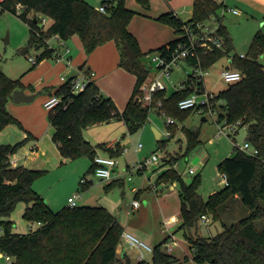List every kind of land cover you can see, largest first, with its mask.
Here are the masks:
<instances>
[{
  "label": "trees",
  "instance_id": "obj_1",
  "mask_svg": "<svg viewBox=\"0 0 264 264\" xmlns=\"http://www.w3.org/2000/svg\"><path fill=\"white\" fill-rule=\"evenodd\" d=\"M138 1L150 7L149 0ZM19 4L22 5L19 15L30 26L31 40L37 46L44 47L39 61L52 54L53 49L48 42L50 37L59 34L62 39H68L78 33L87 52L108 40H115L120 49L119 64L137 76L132 95L122 111L110 96L101 91L94 79L88 82L84 90L72 94V100L66 107L59 104L49 111L55 127L53 140L62 157L72 159L87 155L92 159L90 170L94 172V158L99 148L117 157L123 153V146L120 142L113 147L106 142L93 143L85 136V129L89 125L118 118L123 119L133 133L143 127L150 114L151 103L142 96L144 83L150 81L153 75L143 60L145 52L138 37L128 27L134 11L127 6L126 0L111 1L106 11L98 10L88 0H2L0 13L4 10L18 12ZM222 5L220 0H194L191 18L182 20L173 12H164L158 18L171 23L179 33L186 21H206L212 16L219 17ZM29 13L33 16L29 17ZM41 15L53 18L52 23L44 29L40 26ZM219 31L226 38L225 47L200 52L203 65L210 67L228 54L231 60L227 66L240 69L243 76L229 82L217 93L216 100L222 101L215 107L219 119H226V124H246L247 139L259 151L250 154L235 145L231 155L219 162V169L227 174L228 183L206 198L198 191L200 176L195 175L187 183L174 166L177 156L167 160L169 166L159 172L156 183L179 182L182 220L177 229L184 230L194 262L264 264V225L258 228L255 223L256 219L264 217V64L259 60L264 51V36L256 34L250 50L244 56L240 53L230 55L233 41L223 21ZM180 39L178 34L158 49L162 53L168 48L173 49ZM69 83L64 82L54 93L66 97L70 93ZM184 83L185 87L175 89L170 95L166 94L165 89L160 90L155 98L163 100L161 110L182 120L196 109L179 107V100L204 86L203 80L190 73ZM19 87H24L21 76L13 78L0 70V130L9 123L21 124L7 107L10 96ZM183 130L187 137L185 154L200 142V129L183 126ZM26 141L0 143V225L4 227V233L0 234V253L10 255L13 264H186L162 248L166 238L154 245L152 259L148 262L120 258L118 245L124 226L106 206L68 204L59 210L52 209L33 184L44 170L23 164L14 166L10 162V155ZM236 195L249 208V214L212 236L199 233L201 216L211 214L219 218L220 205ZM20 200L27 203L24 216L40 223L36 229L12 231L13 220L6 217ZM186 258L189 259L187 254Z\"/></svg>",
  "mask_w": 264,
  "mask_h": 264
},
{
  "label": "rangeland",
  "instance_id": "obj_2",
  "mask_svg": "<svg viewBox=\"0 0 264 264\" xmlns=\"http://www.w3.org/2000/svg\"><path fill=\"white\" fill-rule=\"evenodd\" d=\"M88 1H91L98 9L99 5L105 1L110 2L111 5V1L115 2L116 0ZM168 1L171 0H153L155 7L147 10L140 5L138 0L130 2L129 5L131 7L128 6V0H126L127 6L134 11L128 27L140 39L141 46L145 51L143 60L147 65L153 64V56L160 51L157 46L150 48L149 44L154 43L156 40L167 42L176 35L175 27L171 23L159 19V16L157 17L158 14H156L157 11H166L163 7ZM179 1L181 2L182 0ZM186 1L188 0H184L183 2ZM190 1L186 3L188 5L186 9H189L188 13L185 10L187 15L191 14L192 2ZM227 2L230 6H236L240 10L239 13L227 10L223 16V23L227 26L233 41L230 55H234L235 53L241 54L242 52L247 53L252 46L255 35L260 33L264 36V2H259V0H227ZM21 11L22 9L20 8L18 12L4 10L0 13V70L13 78L19 77L23 72L28 73L31 71L32 69H29L32 66L30 55L40 54L44 49L43 46L39 47L31 40L30 26L19 15ZM222 13L223 8L220 7L219 15L221 16ZM45 17V27H47L52 23L53 18L49 15H45ZM40 26H43L42 21L40 22ZM25 46H28L27 51L22 52ZM229 58V55L225 54L209 67V73L204 77V83L208 90L218 93L228 86L229 82L221 77V72L229 62ZM259 60L264 64V51L260 54ZM150 69L151 74H155L158 71L155 65ZM192 69V65H189V63L182 59L172 70L171 78L162 76V80L167 86L165 89L166 94L170 95L175 89L179 88L182 81L187 77V71L192 72ZM204 115L207 117L206 119L203 118ZM167 120L168 114L160 113V110L153 106V109L150 110L149 118L143 127L133 133L128 132V136L124 138L125 141L123 142L125 146L129 147V151H123L121 155L117 156L119 161L123 159L125 163L129 159V171L125 172L126 182L123 196L121 193L123 186L117 185L115 188L119 192L116 195H120L121 198L123 197L127 205L134 198L133 186L137 187V189L138 186H141L142 193L137 196L141 202L154 201V196L157 194L150 189V186H152V183L157 184L156 178L159 174V165L162 163V166H169L167 160L170 158L174 159L176 156L178 158L174 161V166L181 172L184 180L189 183L195 175H199L198 191L205 198L208 197L210 193L225 185L222 180V172L219 169V162L224 157L231 155L235 145L240 146L243 144L248 133L246 124H237L235 128L227 126L226 119H219L218 110H215L214 113H202L195 110L184 120L175 117L176 123L173 124L172 128L170 127L173 133L171 135L167 134L169 128ZM15 126L22 129L17 124ZM183 126L200 129V142L185 154L183 153L187 148V137ZM223 126L224 130L221 132L220 130ZM155 127L161 132L160 136H157V129ZM88 130L89 128L85 129V131ZM10 139L11 137L8 134V140ZM139 140L143 142L144 146L137 152L133 144L138 143ZM162 140L164 141L161 142ZM99 142L102 141L98 140L95 143ZM25 143L18 148V152L26 150V148L22 149ZM161 143H164V145H161ZM25 146L29 149L28 144ZM98 151L102 152L104 149L99 148ZM155 151L160 155L158 162L148 164L144 172L134 167V163L137 160L151 156ZM126 152L127 155L125 154ZM59 155V151L56 153L54 144L53 149L48 148L45 153L39 155L41 159L31 162L32 165L30 166L34 169L44 170L34 180L33 184L45 196V200L48 204L50 203V207L54 210L62 208L63 205L68 203L69 194L76 196L78 205L87 203L92 205L101 204L102 200L97 198V194L102 195L103 192L95 191L93 195L96 197H91L89 199L90 202L82 201V196L98 185H102L101 188L104 189V185L108 180L113 179V177L101 178L95 172H92L90 170L92 159L87 155L66 160H60ZM57 158H59L58 162ZM190 167L195 168V173L189 172ZM118 172L122 171L118 169L117 165L113 174L117 176ZM129 175L132 176V179L128 178ZM83 177L87 178L85 182H83ZM91 178L94 179V183L90 182ZM158 185L160 194L157 196L158 198L163 197V207L158 204L149 207L148 217L142 225L144 231H152L155 235L153 240L145 237L142 239L154 245V242L163 236L172 240L171 234H174L175 245L171 253L178 256L186 264H197L192 259V249L185 237L184 230L177 229L182 219L178 191L179 182L173 181L169 182V184L159 183ZM262 203L264 205V200H262ZM26 205L27 203L24 200L18 201L11 214L6 217L13 220V232H28L40 224L37 221H30L24 216ZM117 211L118 209L115 210V213ZM249 211V208L241 201L232 197L220 205L219 218H214L210 214V220L207 223L202 220L199 221V233L212 236L249 214ZM171 215L173 222L170 228H167L166 219L167 217L170 218ZM255 223L258 228H262L264 217L256 219ZM163 230L164 232H162ZM2 233H4V227L0 225V234ZM139 237L141 238V236ZM124 242L127 244V252L131 258L135 259L136 256H139L141 250L137 246L131 245L126 240ZM145 253L147 259H152V251H145ZM186 254L189 259L186 258ZM0 264H8L6 256L0 255Z\"/></svg>",
  "mask_w": 264,
  "mask_h": 264
},
{
  "label": "crops",
  "instance_id": "obj_3",
  "mask_svg": "<svg viewBox=\"0 0 264 264\" xmlns=\"http://www.w3.org/2000/svg\"><path fill=\"white\" fill-rule=\"evenodd\" d=\"M132 1L133 0H128V6H130L129 4ZM183 1L184 0H182L181 2L179 0L168 1L167 4L165 3V6L163 7L164 10H166L164 12H173L178 18L182 20L191 18L194 10L193 8L194 0L190 1L192 2V8H191V14L188 15L187 13L189 9H186L188 6L186 3H188L189 0L186 2ZM149 2H150V7H145L144 5H142V3L140 2L139 3L145 9L151 10L155 6L153 4V0H149ZM259 2H264V0L262 1L259 0ZM226 3L228 4L227 0ZM185 10H187L186 11L187 13H185ZM164 12L157 11L156 12V14H158L157 17ZM174 29L176 35L171 39H169L167 42L171 41L172 39L178 36L179 33L176 31V27ZM138 40L140 42L139 38ZM48 42H49V47L53 49L52 54L41 59L40 61L38 60V63L31 62L32 66L29 69L32 70L29 71L28 73L23 72L20 75L24 83V87H20V88H24L25 91L28 93L38 92L37 96L30 101H16L12 93L7 103V107L9 111L18 118L21 124L9 123L4 128H2L0 130V133H2L0 143L15 142V141L27 139L25 145L26 144L29 145V149L25 145H24L25 147L24 146L22 147V149L26 148L24 152L23 151L15 152L16 165L23 164L27 167H30L32 165L31 162H36L39 159H41L39 155L45 153V151H47L48 148L53 149L54 144L56 148V153H58L59 151L58 146L53 140V133L55 131V127L51 123L49 117L50 109L46 108L45 101L48 98H50L53 94H55L54 93L55 90L65 82L62 79L63 74L67 75V77L70 78L78 75L80 70L82 71L92 70L93 71L92 79H94L98 83V85L101 88V91L105 95L110 96L114 100L120 111L125 109L136 84L137 76L135 75V73L129 71L128 69H126L125 67L119 64L120 49L118 44L113 39L98 45L91 52L86 51L81 36L78 33L73 34L68 39H62L55 36L52 38L50 37L48 39ZM167 42L156 40L154 43H150L149 46H151L150 48L154 46L155 47L157 46L158 48ZM36 56L39 58V54H36ZM229 57H230L229 60H231V56ZM66 58H70V63H68ZM184 60L187 63H189V65L191 64V62L188 59H184ZM82 64L84 65L82 66ZM151 66L152 64L149 65V67ZM187 72L189 74V71ZM186 78L182 81V83L186 80ZM15 124L19 125L22 129L17 128ZM87 128H89V130L85 131V136L93 143L99 140L102 142H106L107 144L113 147L117 142H120L123 147H127L125 146V143L123 141H125L124 138L128 136V132L130 131L128 129V125L123 119H118V118L112 119L104 123L101 122V123L89 125ZM155 129L157 128L155 127ZM157 133H159V136L161 135V132H159L158 129H157ZM8 134L10 135V137L14 138L13 141L8 140ZM126 151L127 152L129 151V147ZM127 152L125 153L126 155ZM98 153L105 155L110 154L107 150H104L102 152L98 151ZM59 157L60 160L70 159V158H63L61 154L59 155ZM58 160L59 158H57V162ZM128 160L129 159H127L126 163L124 162L123 159H120V161H118V169L122 171L120 172L122 174L120 175V177H115L111 180H108V182L104 185V189L101 188L102 185H98L95 186L96 188L94 187L91 190L87 191L82 196V201L90 202L89 199L91 197H96L93 195L95 191L103 192L102 195L97 194V198L99 200H102L101 204L99 205L106 206L110 211H112L115 214V216L119 219L121 224L124 226V230L131 231L137 236H141V238L145 237L147 239L153 240L155 234L152 231L150 232L144 231L142 225L148 217L149 207L156 204L161 205L163 207V197L158 198L157 196L160 194L159 185L157 184L156 187H153L152 185L150 186L151 187L150 189H152L154 193L157 194L154 197L157 198L158 200L154 198V201L152 202L149 201L147 203L140 202L139 207L132 210L131 203L127 205L123 197L121 198L120 195H116L119 193L118 191H116L115 188L117 185L123 186L122 187L123 190L121 193L122 196L124 194L125 182H126L125 172L129 169ZM162 165H163L162 163L161 165H159L160 168L158 172H161L164 168L168 167V165L165 166ZM90 182L94 183V179L91 178ZM162 184H169V183H162ZM134 187L135 186L132 187V190L135 193L134 198H136L140 193H142L141 192L142 190L140 188L141 186H138L137 190H135ZM69 196H72V194H69ZM234 198L240 201L239 195H236ZM65 205H68V203ZM180 208H181V200H180ZM116 209H118V211L115 213ZM172 222H173V217L171 215L170 218L167 217L166 219V227L170 228ZM162 232H164V230ZM165 238L166 236L160 237L158 240L154 242V245H156L159 240L160 243ZM124 240L125 239L122 237V240L118 245L119 257L124 260L130 258L133 262H136L137 260H139L138 256H136L135 259L131 258V256L127 252V247H126L127 244L124 242ZM147 260L149 261V259Z\"/></svg>",
  "mask_w": 264,
  "mask_h": 264
},
{
  "label": "built area",
  "instance_id": "obj_4",
  "mask_svg": "<svg viewBox=\"0 0 264 264\" xmlns=\"http://www.w3.org/2000/svg\"><path fill=\"white\" fill-rule=\"evenodd\" d=\"M2 0H0L1 2ZM223 2L222 8L223 13L219 17L218 16H212L206 21H186L181 31L179 32V36H181V39L179 40L176 47L173 49L168 48L163 53L159 51V53L155 54L153 56V65L157 67V72L153 75L152 79L143 85V98H146L151 103V109H153V106L155 108H158L160 110V113H165L163 110H161L163 105V100L161 98L155 99L157 93L160 90L166 89V84L162 80V76H166L168 78H171V72L174 69V67L179 63L182 59H188L191 62V65L193 67L192 72L189 71L190 74L193 75V77H197L198 80H203L204 83V77L206 74L209 73V67H205L202 62V57L200 52H207L208 50H212L214 48H223L226 44V38L225 36L219 31L220 23L223 21L224 13L228 10H231L235 13H239V9L235 6H230L226 3V0H220ZM108 2H103L99 5L98 10L100 11H106L109 7ZM18 8H22V5L19 4ZM29 17H32L33 14L29 13ZM214 20V21H213ZM43 22V26H41L42 29L45 27V21L46 17L45 15H41L40 22ZM61 38L59 34L53 35V37ZM242 56L245 55L244 52L241 53ZM30 59L33 63H38V57L36 55H30ZM68 63H70V58H66ZM242 72L238 68L234 67H228L225 66L221 72V77L228 81H237L242 78ZM93 77V71H82L80 70L79 74L76 76H73L72 78L67 77V75L63 74L62 79L65 82H69L70 86V93L64 97L63 94H53L50 98H48L45 101V106L48 109H54L57 105L62 104L63 107H66L69 102L72 100V94L78 93L82 90H84L88 84V82ZM186 84L183 82L181 86L178 88L185 87ZM217 93L208 90L205 86L198 87L194 91H192L189 95L181 98L178 102L179 107L181 108H194L199 112L204 113H214L217 108L215 105L222 101V99L216 100ZM140 99V97H139ZM150 109V110H151ZM175 118L171 115H168L167 124L169 125V128L167 130V134L171 135L172 130L170 128L171 125L175 124ZM236 124H227V126H230L232 128H235ZM224 130V126L221 127V132ZM252 143L246 139L243 144H241L239 147L243 149L244 151L250 153V154H257L258 148L254 146ZM143 146V142L141 140L138 141V143L134 144L135 150L138 152ZM128 147H123V151H126ZM160 158V155L157 151H155L151 156H147L143 159L137 160L134 163V167L144 172L145 168L148 164L153 162H158ZM10 162L12 165H16V155L15 153L10 155ZM96 167H95V174L101 178H115L120 177L122 175L120 172H118L117 176L113 174L115 167L118 165V158L112 155H102L97 153L95 158ZM129 171V170H128ZM190 173H195V168L190 167L189 169ZM222 180L225 184L228 183V176L226 173H222ZM129 179H132V176L129 175ZM87 178L83 177V182L86 181ZM153 187H156L157 184L152 183ZM135 190H137V187H134ZM140 199L134 198L131 202V209H135L139 207L140 205ZM68 204L70 206H75L77 204L76 196L72 195L68 198ZM203 222H208L210 220L209 214H203L201 216V219ZM172 235V240L165 239V241L162 244V248L168 252H171L175 245V238L174 234ZM122 237L129 242L131 245L137 246L141 253L138 256L139 260H145L148 262L146 258L145 251H152L154 250V245L150 244L149 242L143 240L136 234H134L131 231L124 230ZM0 255L6 256L8 260V264H13V259L10 255L0 253Z\"/></svg>",
  "mask_w": 264,
  "mask_h": 264
},
{
  "label": "water",
  "instance_id": "obj_5",
  "mask_svg": "<svg viewBox=\"0 0 264 264\" xmlns=\"http://www.w3.org/2000/svg\"><path fill=\"white\" fill-rule=\"evenodd\" d=\"M28 46H25L23 49H22V52H25L27 50ZM84 64H82L83 66ZM152 67V66H151ZM150 67V68H151ZM38 92H33V93H28L25 91L24 88H16L14 91H13V96H14V99L16 101H30V100H33L36 96H37ZM204 119H206V116L204 115L203 116ZM157 136H159V133H157ZM247 139V136L245 137ZM11 141L14 140V138L11 137L10 139Z\"/></svg>",
  "mask_w": 264,
  "mask_h": 264
}]
</instances>
